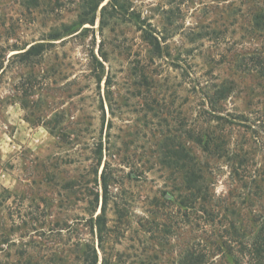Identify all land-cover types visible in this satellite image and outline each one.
<instances>
[{
    "label": "rangeland",
    "instance_id": "obj_1",
    "mask_svg": "<svg viewBox=\"0 0 264 264\" xmlns=\"http://www.w3.org/2000/svg\"><path fill=\"white\" fill-rule=\"evenodd\" d=\"M263 228L264 0H0V264H256Z\"/></svg>",
    "mask_w": 264,
    "mask_h": 264
},
{
    "label": "trees",
    "instance_id": "obj_2",
    "mask_svg": "<svg viewBox=\"0 0 264 264\" xmlns=\"http://www.w3.org/2000/svg\"><path fill=\"white\" fill-rule=\"evenodd\" d=\"M260 233L261 234H259V237L254 242V259L257 261L256 264H264V228ZM194 264H196V262Z\"/></svg>",
    "mask_w": 264,
    "mask_h": 264
}]
</instances>
